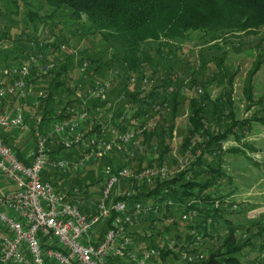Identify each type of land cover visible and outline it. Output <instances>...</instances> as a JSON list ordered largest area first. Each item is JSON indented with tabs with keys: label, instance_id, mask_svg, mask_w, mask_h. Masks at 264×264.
<instances>
[{
	"label": "rangeland",
	"instance_id": "1",
	"mask_svg": "<svg viewBox=\"0 0 264 264\" xmlns=\"http://www.w3.org/2000/svg\"><path fill=\"white\" fill-rule=\"evenodd\" d=\"M36 8H39L38 13L41 15V21L39 18L30 20L26 16V12ZM51 10L52 8L46 0H17L16 6L8 0H0V74L4 68L21 62L19 59L9 62L14 54L19 53L18 50L20 48L32 47V43L35 41H42V43L48 45L51 41L56 40V44L53 47L56 54L53 60L57 68L65 60L66 56H72V66L64 76L58 78L64 81V86L58 87L54 93L53 101L57 103L54 108L55 110L61 108L66 110V108L73 107L75 109L87 108L91 110L94 107L91 106L92 98L89 96L90 100L83 101L89 95L92 80L89 77L80 76L85 71L81 69L79 63H81V60L85 61L86 56L99 57L100 55H102L101 59L104 62V60L111 57V50L105 49V43L102 38L87 31L88 24L84 25L82 22L69 21L63 16L62 21L67 22H59L56 24L57 26H53L54 22L44 17ZM61 44L64 45L63 50L60 49ZM15 47L16 53L14 51ZM172 48L175 49L172 54V60L174 61L172 68L168 70L167 66L162 65L160 76L152 78L153 82L148 87L150 89L159 85L161 79L165 76L164 74L167 72L173 74V78H179L183 82L177 110L173 118L171 138L169 139L166 135L163 136V134L161 135L165 138V142L169 143L170 150L164 154L162 160L158 159V154L152 151L156 148V145L149 147L151 139L144 138L143 133L138 131L143 125L150 130H166L171 123L170 103L168 102V109H159L158 111L145 106L144 114L146 115H138L131 122L126 121L119 124L118 127L120 129L123 126L135 128L137 136L134 144L128 147L127 153L113 152V154L110 153L105 156L108 158L104 157L105 160L111 158L114 165L128 166L132 170H137V167L140 169L143 166H165L169 171V175L165 178H171L180 170L185 169L184 167L189 165L195 156L189 147L182 146L188 126L189 98L194 93L197 94L196 96L205 93L213 101L222 96L224 88H230L231 111L235 119H258L264 116V25L255 34L237 35L236 37L229 38L228 42L216 39L215 35L203 36L201 32L195 31L191 32L186 38L177 41ZM103 50L104 52H102ZM11 51H14V53H11ZM257 62H259L258 69L249 75ZM113 63H116V61ZM118 69V66L102 69V72L106 73L107 77L99 74L96 77L100 79H116L120 74V70ZM191 79L195 81L193 84L191 83ZM228 79H231L230 83ZM41 83V77L35 80L32 87L33 92L36 91L35 88L42 85ZM111 83L112 85L115 83L114 89H111L110 85L107 96L114 106L113 113L116 115L114 117L119 119L118 113L123 110L129 115L132 114V108L125 107L128 97L124 93V90L120 91L122 85L118 84L116 80L111 81ZM66 86L69 87L68 89L71 92L66 90ZM126 88L128 89V87ZM247 90L251 93L250 99L246 96ZM34 95L28 98L26 112L29 114L35 113L37 109L36 105L38 102L33 103ZM154 101L162 103L160 96ZM68 102L72 103L68 104ZM206 102L205 123L211 130H217L219 126H226L230 122V119L226 117V113L228 112L227 107L223 104L219 106V114L221 110L223 112L220 114V118H216L218 120L216 121L212 115L214 111L212 110L211 103ZM15 103V98H3L0 105L1 111L11 113ZM100 116H102L101 121H103L105 112ZM30 123L33 124V121L30 120ZM80 127L82 129L85 127L95 129L96 124L87 121L85 124L80 125ZM6 131V135L9 139H12L11 145H8L11 150L14 153L18 152L24 159H28L31 162L29 152L35 145V136L32 131L24 132L18 128ZM243 136L240 140H235L234 137L230 136L221 143V150L225 151L222 158V167L227 175L230 176L231 181L223 180L214 191L215 193H222L229 197L230 203L228 206L226 205L229 209H232V205L235 203L240 210H229L232 212L229 213L228 218L239 227L236 232L237 241L242 242L248 238V241L252 244L251 247H246L241 255L239 254L240 256L238 257L241 264H264V231L262 234L259 232L260 227L264 229V125L259 121H251L250 129L245 131ZM56 140L60 143L56 136H52L47 148L49 149L53 143H56ZM83 142L86 143V138ZM60 145L62 144L60 143ZM190 146L193 147L194 143L190 144ZM157 147L161 148L162 145L159 146L158 144ZM233 147L239 148L240 152H227ZM64 148L77 151L82 150L79 145ZM151 159H154L152 161L153 166L146 165L148 160ZM105 163H102L103 166L101 165V168L94 160H90L76 171L66 172L65 174L74 175L78 172L83 178L86 177L82 182L93 184L89 190L96 191L101 187L99 178L103 167L107 165ZM88 172L90 174L87 176ZM154 181L133 184V186L135 185L141 191L146 187L153 188ZM127 187L129 186L122 183L117 186L115 192H123ZM0 188L5 193L13 187L0 176ZM4 193L0 194V196L4 195ZM153 204L154 200H147V205L151 206ZM154 205L158 204L155 202ZM166 205L162 204L160 210L154 213V221L150 222L143 218L137 220L134 226L131 227V230H133L132 237L135 243L141 246L156 244L160 241L166 243L174 241L176 250L169 253L165 259L155 260L151 264H161V262L164 264L167 261L170 264H184L185 260L180 258L181 254L179 253L186 250L192 239L189 236L190 229L189 227H184L185 225L182 223L184 220L180 218L179 214L177 215V207L171 205L167 208L165 207ZM194 219L193 224L201 221L198 217ZM165 224L168 225L167 230L164 228ZM210 225H206V228L210 229ZM193 227L191 226V228ZM98 231L101 233V229ZM196 232L200 233L201 236L202 228L200 231L196 230ZM225 232V225L222 223L217 224L212 237H200L197 242L198 244L194 245L196 251L205 256L209 250L216 249L221 244V239L225 235ZM147 233L150 236L152 234V238L147 236ZM185 243L188 244L185 245ZM188 251L190 252L191 250ZM175 254H178L176 255L177 257Z\"/></svg>",
	"mask_w": 264,
	"mask_h": 264
},
{
	"label": "trees",
	"instance_id": "2",
	"mask_svg": "<svg viewBox=\"0 0 264 264\" xmlns=\"http://www.w3.org/2000/svg\"><path fill=\"white\" fill-rule=\"evenodd\" d=\"M8 1L15 6L17 4V0ZM46 2L52 10L44 17L54 22L53 26H57L56 24L59 22L66 23L67 21H62L63 16L69 21L82 22L84 25L88 24L87 31L102 38L105 49L111 50V57L104 60V62L101 59L102 55L99 57L86 56L87 61H85L88 63V67L86 68L87 71L85 70L83 74H80L81 77H89L93 80L98 74L103 76L106 74L102 72V69L118 66L120 74L111 81L116 80L118 84L122 85L120 91L124 90L128 97L125 107L132 108V118L144 114L145 106L151 107L158 96L163 101L167 100L170 103L171 123L166 130L155 131L147 128L143 132L144 138L151 139L149 147L156 145V148L152 151L158 154L160 160L170 150L169 143L165 142L163 136L166 135L167 138H171L173 118L177 110L183 82L179 78H173V74L167 72L159 85L150 88L146 92H140L136 87H130L126 83L127 79L131 75H149L150 78H156L161 74L162 65L167 66V69L170 70L174 62L172 60V54L175 51L172 48L173 45L189 36L191 32H201L203 36L212 34L216 36V39L228 42L229 38L237 35L255 34L264 25V0H46ZM38 9L26 12V16L30 20L39 18L41 21ZM54 44H56V40L51 41L49 45L54 47ZM216 46L218 45L216 44ZM14 51L16 53V47ZM14 51H11V53H14ZM18 51L19 53L14 54L9 62L25 58L32 51V47H22ZM71 58L72 56H66L50 79H46V75L37 76L36 78V80L39 77L42 78V85L35 88V90L44 89L47 91V98L38 101L35 111V113L41 114L43 119H49L48 117L54 114V107L57 104L53 101L54 93L58 87L64 86V81L58 78L64 76L72 66ZM114 61L116 63H113ZM82 62L84 61L81 60ZM81 63L79 64L81 65ZM258 66L259 62L256 63L249 75L253 74ZM89 70L92 71V75L88 73ZM105 76L107 77V75ZM228 80L230 83L231 79ZM193 82H195L194 79H191L192 84ZM114 84L111 83V89H114ZM171 85L175 88L169 91L168 87ZM68 88L66 86V90L71 92ZM230 92V88H224L222 96L213 101L205 93L199 96L194 93L190 96L188 126L182 146L190 148V151L195 155L193 161L173 177L156 179L153 188L146 187L129 198L130 204L135 201L147 204L148 199L154 200V204L155 202L158 204L155 205L157 211L160 210L164 201L171 199L174 207H177V215L179 214V216L184 209H198L200 222L193 224L192 221H182V223L185 225L184 227L194 226L193 228L198 231L202 228L203 238L212 237L217 224L222 223L225 225V235L216 249L209 250L200 260L185 262L184 264H241L238 256L243 253L246 247L252 246L248 238L242 242L237 241L236 232L239 227L228 218L229 213L232 212L229 210L240 211L238 207L232 209H229L228 205L219 208L212 207L215 200L223 201V199L229 198L225 194L215 193L214 191L223 180L231 181L230 176L222 167V158L225 151L221 150V143L230 136L234 137L235 140L243 138L244 132L250 129L251 121H259L264 125V116L258 119H235L231 111ZM246 96L248 99L251 98L250 91L247 90ZM206 101L212 105L214 120L223 112L221 110L219 114V106L223 104L227 107L226 117L230 119V122L226 126H219V129L211 130L205 123ZM70 103L72 102H68V104ZM91 103V106H94L96 102L91 101ZM61 117L58 116L59 119ZM5 131L0 129V138L8 146L11 145V139ZM162 134L163 136H161ZM55 142L47 150L48 157L44 170L41 172V180L48 181L56 190L65 192L67 200L77 205L76 207L90 218L95 213L96 204L100 198L103 187V172L100 173L99 182L101 187L99 190L90 191L89 188L93 184L82 182L86 177L83 178L78 172L74 175L65 174L54 164L59 159L79 158L82 151L65 149L57 140ZM192 143H194L193 147L190 146ZM158 144L162 147H157ZM227 152L237 153L240 152V149L233 147ZM14 154L24 164L30 163L18 152ZM105 158L94 161L99 167L105 162L114 169L122 167L114 165L111 158L109 160H105ZM153 160H148L146 165L153 166ZM89 174L88 172L86 175ZM120 184L122 183L116 184L113 188L111 194L113 200L122 198L119 193L115 192ZM165 207L169 208L167 205ZM154 216L155 214L150 212L143 219L152 222ZM162 216L166 217L165 215ZM208 217L212 219L210 229L204 226ZM106 227V224L99 227L101 233L104 232ZM164 228L167 230L168 225L165 224ZM259 229L260 234H262L264 229L261 227ZM168 254V251L162 253L161 259H165ZM46 264L54 263L47 262ZM109 264H121V261L117 259L114 262H109Z\"/></svg>",
	"mask_w": 264,
	"mask_h": 264
},
{
	"label": "built area",
	"instance_id": "3",
	"mask_svg": "<svg viewBox=\"0 0 264 264\" xmlns=\"http://www.w3.org/2000/svg\"><path fill=\"white\" fill-rule=\"evenodd\" d=\"M53 49L52 45L35 41L32 43V51L20 63L4 68L0 74V105L3 98L16 99L11 114L2 112L0 108V129L18 128L24 132L32 131L35 136V145L29 152V164L21 162L0 138V176L13 187L0 196V264H109L117 259L121 264H151L161 260L162 253L176 250L175 242L160 241L141 246L135 243L131 230L137 220L150 212L157 213V207L140 201L130 204L129 198L140 192L133 184L167 177L169 171L165 166L132 170L128 166L114 169L111 165H105L100 198L90 218L67 200L65 192L41 180V172L48 157L47 145L52 136H56L66 148L79 145L82 149L79 158L54 162L64 173L74 172L86 162L104 158L113 152L127 153L137 136L135 128L118 127L120 123L131 122L133 114L129 115L123 110L118 113L119 119L114 117V106L107 96L111 80L107 78H93L89 95L83 101L91 97V101L96 102L91 110L73 107L56 109L49 119H43L39 113L26 112L29 96L36 93L33 103L47 98V91L33 92L32 87L37 76L43 74L46 79H50L57 69ZM60 49H64L63 44ZM80 67L85 71L88 63L84 61ZM88 73L92 75V71ZM152 82L149 75H131L127 79V84L140 92L148 91ZM173 88L171 85L168 90ZM152 108L155 111L168 109V101H154ZM103 112L105 117L101 121L100 115ZM58 116L62 117L59 119ZM87 121L95 123L96 128L85 127L83 130L80 125ZM146 129L143 125L138 131L143 133ZM85 138L86 143L83 142ZM118 183L129 187L119 193L122 198L113 200L111 194ZM229 203L227 198L223 201L215 200L212 207L219 208ZM166 204L171 206L173 201L168 199L164 201ZM232 208H237V205L234 203ZM198 215L196 208L184 209L180 218L193 222ZM211 223L212 219L208 217L204 226ZM104 224L107 227L100 233L99 227ZM189 229L192 239L189 244L185 243L188 244L186 250L179 253L185 262L204 257L194 247L202 235L195 228ZM147 236L150 234L147 233ZM164 264L170 263L167 261Z\"/></svg>",
	"mask_w": 264,
	"mask_h": 264
},
{
	"label": "crops",
	"instance_id": "4",
	"mask_svg": "<svg viewBox=\"0 0 264 264\" xmlns=\"http://www.w3.org/2000/svg\"><path fill=\"white\" fill-rule=\"evenodd\" d=\"M11 113H12V112H11ZM11 113H7V114H11ZM11 141H12V139H11ZM10 189L12 190V188H10ZM11 190H10V191H11ZM8 192H9V191H8ZM8 192H5V193H4V191L2 190V188H0V194H3V193L6 194V193H8Z\"/></svg>",
	"mask_w": 264,
	"mask_h": 264
}]
</instances>
